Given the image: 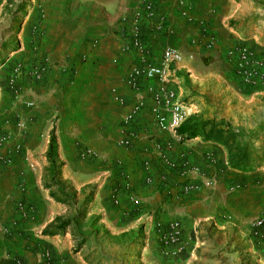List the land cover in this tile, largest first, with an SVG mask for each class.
I'll use <instances>...</instances> for the list:
<instances>
[{"label": "crops", "instance_id": "0c3cea01", "mask_svg": "<svg viewBox=\"0 0 264 264\" xmlns=\"http://www.w3.org/2000/svg\"><path fill=\"white\" fill-rule=\"evenodd\" d=\"M6 1L0 0V17ZM37 1L43 4L44 20L32 32L34 16H30L18 31L10 32L17 48L0 65V126L10 144L21 148L18 154L11 153V165L5 168L7 192L15 194L11 184L19 182L18 196L34 203L33 217L21 221L15 233L16 253L0 255L6 258L4 264L14 260L46 264L45 253L47 264H233L237 253L239 258L258 253L262 246L250 238L245 221L264 208V189L248 187L241 172L230 167L221 145L201 137L179 142L160 131L149 100L124 123L135 103L125 80L140 64L131 46L132 25L144 0H32ZM152 2L153 17L140 15L137 20L138 37L151 64H159L166 46L180 52L181 61L167 69L173 89L182 76L175 73L181 66L192 67L203 52L224 59L227 50L240 42L263 45L264 23L252 22L251 28L244 22L264 13V4H259L264 0ZM34 45L38 52L32 59ZM45 58L43 77L33 81L26 74L14 105L6 90L10 68L25 61L31 67ZM139 83L145 88L158 81ZM201 92L185 90V96L194 103L196 115L211 118L214 106L203 101ZM215 116L230 126L252 129L251 123H238L225 109H218ZM52 130L60 173L58 167L51 173L46 159ZM124 138L129 146L120 144ZM158 146L165 148L171 166L157 156ZM90 150L93 154L86 156ZM207 154L213 161L206 159ZM183 164L199 168L213 185L185 191ZM50 174L56 182L50 190L70 185L77 192L90 219L85 227L71 221L74 228L69 223L59 234L42 235L70 211L67 204L50 200L42 188V177ZM88 195L89 201L83 202ZM11 211L9 206L2 220L13 224ZM174 221L181 224L183 238L177 249L165 252L160 230Z\"/></svg>", "mask_w": 264, "mask_h": 264}, {"label": "rangeland", "instance_id": "374dc122", "mask_svg": "<svg viewBox=\"0 0 264 264\" xmlns=\"http://www.w3.org/2000/svg\"><path fill=\"white\" fill-rule=\"evenodd\" d=\"M259 4L261 5L264 3L259 2ZM42 5L41 2H32V0H7L5 2L3 13L0 17V39H4V41L0 42V65L9 60L17 48V45L11 41L13 35H11L10 32L15 33L23 26L26 20H30V16H34V23L31 26L33 32L36 29L34 27H38L45 18ZM261 10L264 11V6L261 7ZM257 19L258 22L256 21ZM252 22L257 26H261L264 23V13L258 16V18H247L244 23L253 28V25H251ZM250 30L252 29L249 28V31ZM241 45L247 46L259 56H264V41L262 47L240 42L231 48H236ZM37 50V46H31L32 59L34 54L38 52ZM24 63L29 66L26 61ZM180 68L181 69L175 73V77L178 76V73H181L180 75L182 76L179 79V83L174 81L176 86L174 91L179 101L185 107L188 118L192 120L191 123L199 126L204 139L215 138L216 133L221 131L220 140L227 143V146H222L227 154L228 149H231L233 152L237 151V149H245L250 153L252 160L250 161L249 167L236 171L241 172L243 179L248 180L250 184L248 187L264 189V84L259 86L244 84L236 76L227 52L224 59L221 58V56L212 54L210 51L208 53L203 52L200 54L199 59L196 60V64H193L192 67L190 66V68H187L181 66ZM11 71L12 67L10 68V73L7 78L6 90L12 96L15 105L17 98L22 95L23 86L21 80L11 82ZM193 75H202V78H193ZM185 90H189L193 93L202 91L201 95L203 101L208 104H213L214 115L211 116V118H204L203 115H196L194 103L191 102L188 96H185ZM220 108L232 112L233 119H236L238 123H240L241 120L242 122L251 123L252 129L244 128L240 124H235L231 126L235 134L233 136L227 132L226 127H215L216 123L221 121L228 123L223 119L216 118L215 112ZM0 131L5 132L2 126H0ZM9 140L10 137H8L6 144L0 145V255H2V257L3 253H16L15 233L18 231L17 228H20L21 221L31 219V217H33L32 215H34V209L32 208L34 203L24 200L17 194V188L20 185L19 182H13L11 184L15 194L8 195V183L6 182V174L4 175L6 172L5 168L11 165V153L16 155L21 149L17 144L11 145ZM3 153L4 155H1ZM92 154L93 152L90 150L86 156H91ZM3 158L6 159L3 161ZM51 171L53 170L50 168V172ZM54 171H56V169ZM58 171L60 173V166L57 168V172ZM53 179L51 174L44 175L41 179L42 188L46 193H49L48 197L50 200L56 203L67 204L70 209L65 215L57 218H59L61 222L70 221L72 228L77 225L85 227L90 222V219L86 217V209L82 208L80 205L81 199H78L79 196L76 194L77 192H75L70 185H63L60 189L54 190L53 192V190H50L52 186L56 184ZM89 198V195L86 196L83 202L89 201ZM9 206L12 208L10 216L13 217L14 215L16 219L12 222L13 224L9 223L8 220H2L4 216H6ZM21 207L29 211L27 218L21 217L19 212ZM262 213H264V208L258 212V214ZM253 217L254 216L251 218ZM85 220H87V222H85ZM71 221L75 226L71 224ZM10 225L14 226L10 227ZM50 225L53 226L54 224L50 223ZM249 236L255 240L256 244L259 243L258 246L264 248L263 239L254 238L250 230ZM253 244L255 245L254 241ZM76 247L75 245V248ZM261 248L258 249V253H243L242 258H239V254L237 253L238 257L234 255L233 264H264V249L262 250ZM2 257H0V264H4L6 261V258ZM14 264H16L15 260Z\"/></svg>", "mask_w": 264, "mask_h": 264}, {"label": "built area", "instance_id": "2783aa9c", "mask_svg": "<svg viewBox=\"0 0 264 264\" xmlns=\"http://www.w3.org/2000/svg\"><path fill=\"white\" fill-rule=\"evenodd\" d=\"M153 0H144L141 12H137L133 19L132 25V42L131 46L138 52L140 61L138 66H134L127 76L125 83L131 89L135 96V103L129 113L124 117V123L131 121L133 115L145 108L147 100L151 102L150 113L155 121L157 128L163 132L171 133L179 142L186 139L185 135L178 134L179 127L188 119L185 107L177 98L173 88L169 84L167 69L174 63L180 62L182 56L180 52L170 46L163 48L162 57L159 64H151L147 60L146 45L138 37L137 20L140 15L148 18L153 17ZM227 55L231 60L236 76L244 83L250 86H259L264 84V56L257 55L247 46H239L227 50ZM47 69V59H41L28 67L24 62H17L12 66L11 82L21 80L26 74L33 80L39 81ZM140 79L157 80V85H149L145 88L140 86ZM120 103H123L121 97H117ZM9 135L0 131V145L6 144ZM123 146H129L130 141L124 138L120 141ZM157 156L168 166H171L165 155V148L157 147ZM206 159L213 161V156L207 154ZM181 176L186 180L185 191H196L201 187H211L212 179L203 178L201 171L197 167H189L183 164ZM117 203V201H116ZM20 215L27 218L29 211L21 207ZM245 225L251 231L256 239L264 240V213L258 214L253 218L246 220ZM183 238L182 226L179 222L174 221L169 224L168 229L160 230V243L165 252H171L180 244ZM177 249V248H176ZM43 261L47 264L49 254L45 253Z\"/></svg>", "mask_w": 264, "mask_h": 264}, {"label": "trees", "instance_id": "16d2710c", "mask_svg": "<svg viewBox=\"0 0 264 264\" xmlns=\"http://www.w3.org/2000/svg\"><path fill=\"white\" fill-rule=\"evenodd\" d=\"M191 121L192 120L188 118L177 130L178 134L185 135L186 139H194L197 137L203 138V133L200 130L199 126L197 124L191 123ZM221 126L226 127V130L228 133L232 134L233 136L235 135L234 130L231 128L229 123L221 121L219 123H216L215 127H221ZM221 133H222L221 131H218V133H216L215 138H211V137H210L211 139L203 138V140L211 141L216 144H220L221 146H227L226 142H222V140H220ZM46 159L49 162L52 170H55L57 167L60 166L56 164V142H55V136H54L53 130L50 133L48 148L46 151ZM251 160H252V157L250 153H248L245 149H242V150L237 149V151L235 152L231 151V149H228V163L233 170H238V169L249 167ZM69 223L70 221L61 222L59 218H56L52 224L54 225L57 224V225L55 226L53 225L54 227L52 225L47 226L42 231V235L59 234V232H63V230Z\"/></svg>", "mask_w": 264, "mask_h": 264}]
</instances>
